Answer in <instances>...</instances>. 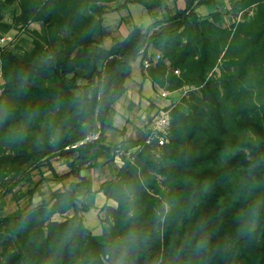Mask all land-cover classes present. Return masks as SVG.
<instances>
[{
	"label": "trees",
	"instance_id": "trees-1",
	"mask_svg": "<svg viewBox=\"0 0 264 264\" xmlns=\"http://www.w3.org/2000/svg\"><path fill=\"white\" fill-rule=\"evenodd\" d=\"M100 1L0 0V35L41 25L29 49L0 48V212L35 170L47 167L58 182L72 177L34 206L33 183L27 207L0 214V264H115L117 242L133 228L140 242L127 264H264V0H230L235 13L255 5L233 31L217 25L218 13L210 20L196 12L216 0H184L146 30L132 24L109 48ZM162 1L132 0L152 16ZM150 47L160 54L147 70L153 84L191 89L171 110L159 156L143 145L117 168L122 143H106L104 132L113 128L131 62L147 59ZM55 157L68 171H55ZM90 168H107L98 191L116 202L101 209L100 235L83 222L94 206L92 183L81 175ZM127 186L136 189L131 204L122 195Z\"/></svg>",
	"mask_w": 264,
	"mask_h": 264
},
{
	"label": "rangeland",
	"instance_id": "rangeland-1",
	"mask_svg": "<svg viewBox=\"0 0 264 264\" xmlns=\"http://www.w3.org/2000/svg\"><path fill=\"white\" fill-rule=\"evenodd\" d=\"M99 4H101L104 7V12L102 14L103 17V26L108 32V35L104 37L103 39V45L104 43H113L116 40H120V38L125 34L126 30H129L130 26L132 24H137L140 26L143 30H146L149 26H151L156 21H164L166 20L170 15L174 14L175 11L178 9L184 8V0H163L162 6L158 9H155L156 14L154 16L150 15L147 11V9L139 4L132 2V0H103L100 1ZM255 5H251L250 7H247L245 9H242L235 13L231 10V4L230 0H216L215 5L213 9H209L205 6H200L196 9V12L198 13L200 18H209L210 20H214L213 13L219 14V19L214 20L216 21L217 25L221 27H229L232 31L234 30L233 24L237 23L238 21H241L245 15H252L254 11ZM16 11L18 12L17 5L14 4L12 7L8 8L5 12L4 21L5 22H12L11 17L12 13ZM243 11L240 19L239 13ZM135 21V22H134ZM123 22V23H122ZM118 27H121L119 29ZM40 31L41 25L40 24H34L29 25L28 27H17L14 26L9 33H11L14 37L12 43H9L6 47L12 48L17 51H24L29 49L32 46V40L34 38V35L31 33L32 31ZM1 36V35H0ZM223 54H221L220 57H222ZM218 63L220 64L221 61L219 60ZM135 71H138L137 63L135 64ZM141 71H143V63L140 65ZM215 71L219 73L218 66L215 68ZM3 83V79L0 76V93H1V85ZM161 89L167 90L166 88H159L155 92H159ZM191 88L188 86H184L183 88L179 90H175L173 94V101L174 106L179 104L181 99L185 96H187L188 91ZM156 93V95H157ZM172 99H169V101H172ZM165 101H160V104L162 105ZM167 101L165 102V104ZM158 105L150 102L149 109L146 113V119H142L140 115H137L135 118H132V136L135 137L134 139H137L140 135H142L145 131L146 122L150 119L151 114L155 111V109L158 107ZM135 141V140H134ZM114 144V143H113ZM118 144V143H116ZM121 149V148H120ZM126 152V150L124 151ZM133 154V153H132ZM132 154L129 156L127 154H123L126 157H131ZM121 155L120 157H122ZM51 163L53 165V168L57 169V173H63L65 171H68V168L66 166V159L62 157H55L51 160ZM64 165L66 167H64ZM65 169V170H61ZM72 180V177L64 179L62 182L56 181L53 176L52 172L47 167H42L39 170H35L32 173V183H21L14 187L13 191L9 194H7L4 197V204L3 209L0 212L2 215H8L15 211H17L21 207H27L30 195L28 194L29 189L33 187V183L39 181L38 183V192L33 194L31 198L32 205H37L42 202V200H48L50 197L51 191H54L56 189L62 190L65 188L68 183ZM4 191L3 186L0 184V193ZM103 215L101 218H104L106 211L103 210ZM69 214H72V211H68L65 214H55L53 215V219L55 220H63L64 218L68 217ZM93 216V214H91ZM95 221H98V217L94 216ZM97 223V222H96ZM105 226L104 223L101 222L99 224V232L95 230V233L100 234L101 227ZM94 233V234H95Z\"/></svg>",
	"mask_w": 264,
	"mask_h": 264
},
{
	"label": "crops",
	"instance_id": "crops-1",
	"mask_svg": "<svg viewBox=\"0 0 264 264\" xmlns=\"http://www.w3.org/2000/svg\"><path fill=\"white\" fill-rule=\"evenodd\" d=\"M34 24L37 25L40 23L31 22L28 24V26ZM17 27L21 28L22 26L19 24ZM118 28L121 29V27ZM127 33L128 30H126L125 34L120 38V40L125 38ZM111 45V42L108 44L104 43L103 47L109 48ZM159 58V52L156 49L150 47L148 49V58L146 59L150 62V66L148 68H144L143 71H141L140 65L143 63L141 62V57H138L133 62H131V74L130 78L126 81V92L119 100L115 102L113 106L115 111L113 115V128L106 129L104 132L106 143H122L120 148L123 150L134 147L132 142L136 139H134L135 137H131L133 129L131 125L132 118L140 115L142 119H146V109L150 108V102L156 105L160 104V101L162 102V100L156 96L157 92H155L157 89H159V87L154 85L150 77L147 75V70L154 67ZM136 63L138 68L137 72L135 71L134 67ZM114 162L115 167H120L122 165L121 157L116 155ZM64 167L66 166L64 165ZM102 169L104 170L90 168L81 171L82 176L90 179L92 183V189L95 191L93 198L94 206L89 211L83 213V222L93 234L95 233V230L99 232L100 219L104 212L101 210L102 207L105 205L112 207L116 206V202L114 200L107 199V197L102 192L98 191L99 185L108 178V171L106 170L107 168ZM61 170L63 171L65 169ZM91 214H93V216ZM95 215L98 217V221H95ZM68 216H71V214ZM100 232H102V227ZM100 234L95 233L94 235Z\"/></svg>",
	"mask_w": 264,
	"mask_h": 264
},
{
	"label": "built area",
	"instance_id": "built-area-1",
	"mask_svg": "<svg viewBox=\"0 0 264 264\" xmlns=\"http://www.w3.org/2000/svg\"><path fill=\"white\" fill-rule=\"evenodd\" d=\"M243 11L239 13L240 19ZM14 36L11 33L2 34L0 36V48L6 47L9 43H12ZM144 68H148L150 66V62L148 60H143ZM176 74L178 73L177 70L174 71ZM174 91H168L161 89L157 93V97L162 101H167L162 105H158L155 111L151 114L149 120L146 121L145 133H144V141L142 144H137L132 148H129L124 152L123 149H117L116 155L121 156L123 154L131 155L134 154L136 151H139L143 145H148L151 147V151L155 156H159L161 148L168 143L169 135H170V127H171V110L174 107V101L172 99ZM172 99V101H169ZM98 134H93L88 136L86 139L78 142L76 145H80L85 141L96 139ZM74 145V146H76ZM132 154V155H133Z\"/></svg>",
	"mask_w": 264,
	"mask_h": 264
},
{
	"label": "clouds",
	"instance_id": "clouds-1",
	"mask_svg": "<svg viewBox=\"0 0 264 264\" xmlns=\"http://www.w3.org/2000/svg\"><path fill=\"white\" fill-rule=\"evenodd\" d=\"M4 116H6V113L0 114V118H3ZM122 195L125 198V200L129 204H131V202L134 201L135 195H136L135 186L124 187ZM252 211H253V214H255L256 210L253 209ZM139 242H140V236H139L137 230L135 228L130 229L122 237V239L117 242L116 247L122 249V251H121V255L117 258L115 264H127L126 258L129 254V251L134 252L136 250ZM112 250L114 251L115 248Z\"/></svg>",
	"mask_w": 264,
	"mask_h": 264
}]
</instances>
